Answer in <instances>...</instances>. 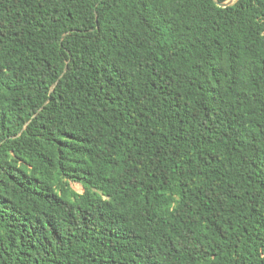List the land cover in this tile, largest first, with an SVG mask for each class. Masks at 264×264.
I'll return each mask as SVG.
<instances>
[{
	"label": "trees",
	"instance_id": "obj_1",
	"mask_svg": "<svg viewBox=\"0 0 264 264\" xmlns=\"http://www.w3.org/2000/svg\"><path fill=\"white\" fill-rule=\"evenodd\" d=\"M0 264H264V0H0Z\"/></svg>",
	"mask_w": 264,
	"mask_h": 264
},
{
	"label": "water",
	"instance_id": "obj_2",
	"mask_svg": "<svg viewBox=\"0 0 264 264\" xmlns=\"http://www.w3.org/2000/svg\"><path fill=\"white\" fill-rule=\"evenodd\" d=\"M213 2L216 5H218V6L225 7V6L229 5V4H231L233 2V0H226V1H223V2H221L219 0H213Z\"/></svg>",
	"mask_w": 264,
	"mask_h": 264
},
{
	"label": "rangeland",
	"instance_id": "obj_3",
	"mask_svg": "<svg viewBox=\"0 0 264 264\" xmlns=\"http://www.w3.org/2000/svg\"><path fill=\"white\" fill-rule=\"evenodd\" d=\"M72 184V187L76 190V189H78L79 190V192H82V187L79 185V184H77V183H71Z\"/></svg>",
	"mask_w": 264,
	"mask_h": 264
},
{
	"label": "clouds",
	"instance_id": "obj_4",
	"mask_svg": "<svg viewBox=\"0 0 264 264\" xmlns=\"http://www.w3.org/2000/svg\"><path fill=\"white\" fill-rule=\"evenodd\" d=\"M78 192H79V190L78 189H76Z\"/></svg>",
	"mask_w": 264,
	"mask_h": 264
}]
</instances>
